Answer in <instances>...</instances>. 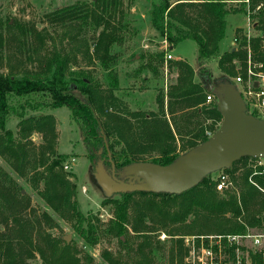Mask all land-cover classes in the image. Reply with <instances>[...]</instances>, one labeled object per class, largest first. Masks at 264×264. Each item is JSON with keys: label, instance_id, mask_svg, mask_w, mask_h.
Instances as JSON below:
<instances>
[{"label": "trees", "instance_id": "trees-1", "mask_svg": "<svg viewBox=\"0 0 264 264\" xmlns=\"http://www.w3.org/2000/svg\"><path fill=\"white\" fill-rule=\"evenodd\" d=\"M120 4V0L77 1L56 8L47 15L50 22H91L99 29L91 52L85 46L82 53L89 61L97 59L100 62L110 78L107 87H103L88 71L69 70L76 57L73 52H79L80 48L69 52L52 50L43 60L36 59L37 68L33 70L16 71L10 65L6 72L0 71V154L22 176L30 172L29 180L35 188L42 183L38 192L43 201L58 218L71 223L85 245L93 246L106 235L117 237L126 248L130 226L131 231L141 238L135 248L138 258L130 264H153L151 234L159 229L157 226L175 241L177 247L175 251L173 244L169 246V264H184L189 251L183 241L184 235H192L196 238L195 246H199L198 238L212 233H243L247 227L264 230V191L248 182L247 177L252 170L248 167L241 174L238 194H220L209 174L181 193L135 190L105 197L102 202L112 206V217L105 222L80 208L75 198L77 188L69 178L72 172L64 168L72 154L56 151L55 117L51 113L39 112L67 107L84 132L83 144L91 162L103 160L109 168L107 151H110L115 167L119 169L149 157L148 161L169 163L181 152L204 141L208 137L205 129L211 128L213 132L222 119L216 99L205 102L207 93L211 91L206 90L202 81L194 80L193 67L182 59H167L166 66L174 68L177 75L166 91L160 90L156 95V111L128 110L113 92L118 78L112 72L115 55L111 49L121 40L122 23H114L122 22ZM240 12L247 13L252 22L263 27L264 0H249L239 6L228 4L227 0H158L152 5L150 18L152 26L169 45L186 38L196 42V59L201 73L209 76V70L203 65L216 59L221 73L231 80L245 66L247 40L238 30L237 50L221 52L219 42L225 34L226 16ZM1 24L0 20V27ZM5 27H10V24L6 22ZM32 31V35L43 44L41 31ZM249 44L254 52L257 51L258 38L252 37ZM4 45L6 35L4 28H0V52ZM1 58L0 54V61ZM163 64V50L146 55V65L153 73L157 72L158 65ZM74 89L83 96L82 99L74 94ZM176 113H179L178 119L195 120V138L184 141L180 136L175 123ZM252 113L257 115L254 111ZM13 117L18 119L17 133L7 126ZM208 119L211 122L206 124ZM33 132L41 134L42 142L30 156L25 141L29 142L27 138ZM250 158L255 157L242 156L232 168L223 170L232 176L237 164H245ZM253 178L264 189V173L254 174ZM12 187L15 188L12 185L5 187L0 182V198L10 211L9 216L0 215V222L5 223L7 230L5 234L0 233V264H35L26 259L34 251L38 252L41 264H84L73 244L51 236L48 231L40 232L38 219L21 216L28 203L20 188ZM135 194L142 196L139 202L133 200ZM132 205L133 215L130 216ZM42 215L54 225L52 214L43 212ZM33 230L38 239L34 238ZM100 256L102 263L122 264L110 250H101ZM85 258V264H91L93 258L88 252H85Z\"/></svg>", "mask_w": 264, "mask_h": 264}, {"label": "rangeland", "instance_id": "rangeland-1", "mask_svg": "<svg viewBox=\"0 0 264 264\" xmlns=\"http://www.w3.org/2000/svg\"><path fill=\"white\" fill-rule=\"evenodd\" d=\"M77 1L90 2V0H0V20L2 22L0 28H4L6 35V45H4L3 51L0 52L2 57L0 71L6 72L10 65L16 71L23 69L33 70L37 68L38 61L36 59L43 60L52 50L58 49L61 52H69L71 49L77 50L76 48H80L79 52H73L76 54V57L75 61L70 65L69 70L88 71L103 87H107L110 78L101 67L100 62L97 59L89 61L82 53L85 46H88L91 52L99 29L93 27L91 22L59 23L47 20V15L50 11ZM120 1L119 17L122 22L114 23L116 25L122 23L120 28L121 40L114 43L111 49L115 55L112 72L118 78V85L113 92L126 104L128 110L139 109L142 111H152L150 108L155 106L156 101L153 100L151 94H154L155 91H164L165 87L163 83L165 79L168 81L174 79V74H170L169 71L165 72V64L163 66L158 65L156 73H153L146 65L147 53L155 54V52L160 51L164 39L160 32L152 26L150 18L152 5L158 2V0ZM174 1L169 0V2ZM228 4L239 6L241 2L230 0ZM226 20L225 34L219 42L221 51L228 48L232 28L247 22V18L243 13H230L226 16ZM6 22L10 24V27H5ZM33 29L41 31V34L44 35L43 44H40L37 38L32 35ZM196 46V42L193 39L186 38L177 42L170 49V52L175 56L181 55L192 66L197 67L198 63L195 57ZM206 68L208 70L210 69L212 77L209 76V79L211 81L213 78H216L215 81H218L221 77L225 76L218 70L214 59L211 60ZM239 69L240 67L238 66ZM67 77L69 78V74H67ZM73 92L81 99L83 98L77 90L74 89ZM45 112L51 113L56 120V151L72 154L67 159V162L70 164L68 169L72 172V176H69V178L75 183L77 188L75 198L80 208L85 213L97 215L102 222L108 221L112 217V206L110 203L104 204L102 202L108 195L96 181L94 164L87 155L83 144L84 132L71 117L67 107L60 106L54 109H46L39 113ZM17 121L18 119L13 117L7 123V126L16 133L18 130ZM210 122L211 120L208 119L206 124ZM206 129L212 130L208 127ZM27 139L32 144L25 141L31 156V152L36 150L34 148L41 144L42 137L39 132H33ZM255 160L256 157L248 159L245 164H237L238 168L234 174L232 176L229 174L232 181L231 187L217 191L222 195L228 192L238 194L239 181L244 169L247 167L252 169L248 174L247 180L250 182L249 177H252L254 180L253 175H250L255 170ZM215 174L211 175L214 176ZM29 176L30 172L25 176L18 173L10 161L4 155L0 154L1 184L5 187L12 185L17 190L20 188L21 194L24 195L28 203L26 208L21 211V216L28 217L30 220L38 219L41 223V227L38 228L40 232L41 230L42 233L48 231L51 236L60 237L62 240H64L62 238L64 235H70L69 243L76 247L79 252L78 256H81L84 264L86 261L85 252H88L92 256L91 264L100 262L101 264H108L102 263L100 252L103 249L110 250L116 254L119 263L122 264L133 263L138 258L135 248L137 241L141 238L131 231L130 226H128L130 231L126 235V248L122 247L117 237L106 235L100 237L99 241L93 246L85 245L71 223L58 218L43 201L38 192V189L42 188V183H39L38 188H35L32 181L29 180ZM258 190L260 189L258 188ZM141 198L142 196L138 194L133 196V200L137 202ZM133 205L135 206V204ZM133 205L130 208V216L133 215ZM43 212L52 214L54 225L42 215ZM1 214H6V216L10 214V211L2 203V198H0ZM8 221H10V218ZM4 224L0 222L1 234H5L6 226ZM157 227L159 229L151 234V239L154 243L153 264H169V246L173 244L175 251L177 247L175 246V241L163 229H160V226ZM35 233L36 231L33 230L32 234L34 238L38 239ZM209 235H214V233L198 238L199 246H195L196 238H193L192 235L183 236L184 244L189 249L184 258V264H223L224 258L222 253L216 252L212 263L209 258L201 254L202 248L215 246V240L217 238H209ZM122 239L125 240V237L122 236ZM192 244L194 245L193 248ZM26 259L35 264H41V258L37 251H34L32 255H28Z\"/></svg>", "mask_w": 264, "mask_h": 264}, {"label": "water", "instance_id": "water-1", "mask_svg": "<svg viewBox=\"0 0 264 264\" xmlns=\"http://www.w3.org/2000/svg\"><path fill=\"white\" fill-rule=\"evenodd\" d=\"M215 79L204 81L208 83L206 90L215 95L222 116L212 134L166 164L138 160L119 169L115 168L111 153L107 151L109 168L103 160L93 161L96 181L107 197L135 190L181 193L213 172L232 168L242 156L264 158V119L248 110L232 80L226 76L218 81ZM62 238L69 242L70 235Z\"/></svg>", "mask_w": 264, "mask_h": 264}, {"label": "built area", "instance_id": "built-area-1", "mask_svg": "<svg viewBox=\"0 0 264 264\" xmlns=\"http://www.w3.org/2000/svg\"><path fill=\"white\" fill-rule=\"evenodd\" d=\"M249 0H244L248 3ZM259 7V6H257ZM249 12V11H248ZM248 15V14H247ZM252 21L248 16V24L246 29L242 32L245 36L246 43V59L245 66L241 71H238L231 80L236 85L238 91L242 95L245 104L250 112H256L257 117L264 119V28L258 34H255ZM252 37L258 38V49L253 51L250 47L249 41ZM235 42L238 41L237 36L233 37ZM163 50L165 58L171 59L172 55L168 51L169 43L163 39ZM215 99L212 92L207 93L205 101L210 102ZM205 134L209 136L212 131L205 130ZM69 163L64 164V168H69ZM255 170L252 175L257 173H264V158L256 157ZM216 173L214 176L211 174ZM211 179L215 182L217 190L222 191L230 188L232 181L229 174L223 169L211 173ZM249 181L264 191V189L255 182L252 177ZM209 238H217L215 246H206L202 248L201 254L209 258L210 262L214 260L215 253L223 254V264H264V230H258L252 227H247L243 233H226L209 235ZM194 245L192 244V248ZM229 249H234L229 252Z\"/></svg>", "mask_w": 264, "mask_h": 264}, {"label": "crops", "instance_id": "crops-1", "mask_svg": "<svg viewBox=\"0 0 264 264\" xmlns=\"http://www.w3.org/2000/svg\"><path fill=\"white\" fill-rule=\"evenodd\" d=\"M196 1V0H195ZM228 1H230V0H227V2ZM233 1H239V2H244V0H233ZM245 3V2H244ZM247 4V3H246ZM240 13H243V12H240ZM243 14H245V16H246V18H247V22H245V24H241V25H236V26H234L233 28H232V34H231V37H230V40H229V42H228V48L226 49V50H224V51H221V52H225V51H227V50H230V49H232V50H237V48H239V43H238V41L237 42H235L234 40H233V37L236 35V31H241V33L246 29V27H247V24H248V15H247V13H243ZM253 24V27H254V31H255V34H258L260 31H261V29H263L264 28V25H263V27H260V23H258V22H252ZM222 40V39H221ZM220 40V41H221ZM162 45H163V42H162ZM162 45H161V50H163V47H162ZM173 46H175V45H173ZM172 45H169V49H168V51L170 52V49L173 47ZM221 50V49H220ZM164 51V50H163ZM196 51H197V46H196ZM196 51H195V57H196ZM171 53V52H170ZM147 54H149V53H147ZM164 54H165V52H164ZM172 55V58H171V60H175V59H182V60H185L186 62H188L186 59H184L181 55H177V56H175V55H173V54H171ZM164 60H165V65H166V61H167V59L165 58V55H164ZM212 60V59H211ZM211 60H209L208 62H206L203 66H207L208 67V65L210 64V62H211ZM215 60V62H216V65H217V60L216 59H214ZM189 63V62H188ZM190 64V63H189ZM191 65V64H190ZM192 66V65H191ZM193 67V70H194V80L195 81H202V83L204 84V81H205V79L206 80H208L210 77L209 76H211V73H210V69H209V76L208 75H205L204 73H201V72H199L198 73V71H200L199 70V66H192ZM165 68V72H167V71H169V73L170 74H174V79L172 80V81H168V80H164V83H163V86L165 87V89H164V91H166V88L170 85V84H173L174 82H175V78H176V75H177V73H176V70L174 69V68H169V70H167L168 69V67L166 68V66L164 67ZM217 68H218V65H217ZM218 70L220 71V69L218 68ZM220 73H221V71H220ZM208 76V77H207ZM198 77V78H197ZM212 77V76H211ZM198 79V80H197ZM207 84L208 83H206V84H204V85H206L207 86ZM151 91H153V89H151ZM157 92H159V91H155V93L154 94H151V96H152V98H153V100H155L156 101V95L158 94ZM172 101H173V99H172ZM206 102V101H205ZM166 103H167V99H166V96H164V107H165V109H166ZM206 103H208V102H206ZM155 106L154 107H152V108H150L152 111H154V110H156L157 109V103L156 104H154ZM166 112H167V110H166ZM178 114L179 113H176L175 114V123L177 124V126L179 127V134H180V136L184 139V141H186L187 139H193V138H195V133L197 132V130H196V128H195V120H182V119H178ZM166 116L167 117H169V114L168 113H166ZM171 127L173 128V126H172V124H171ZM205 130H207V129H205ZM177 136V135H176ZM180 143V141L178 140V144Z\"/></svg>", "mask_w": 264, "mask_h": 264}, {"label": "flooded vegetation", "instance_id": "flooded-vegetation-1", "mask_svg": "<svg viewBox=\"0 0 264 264\" xmlns=\"http://www.w3.org/2000/svg\"><path fill=\"white\" fill-rule=\"evenodd\" d=\"M116 168V167H115ZM116 174H117V170H116ZM119 176V174H117Z\"/></svg>", "mask_w": 264, "mask_h": 264}]
</instances>
